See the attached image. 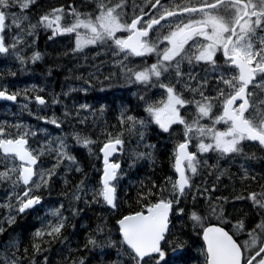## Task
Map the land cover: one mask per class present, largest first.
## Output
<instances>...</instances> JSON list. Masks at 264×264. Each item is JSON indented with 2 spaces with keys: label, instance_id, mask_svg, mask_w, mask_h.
<instances>
[{
  "label": "snow or ice",
  "instance_id": "obj_1",
  "mask_svg": "<svg viewBox=\"0 0 264 264\" xmlns=\"http://www.w3.org/2000/svg\"><path fill=\"white\" fill-rule=\"evenodd\" d=\"M33 2L34 0H0V53H7L9 48L15 51L21 37L18 34L12 38L11 44H6L5 29L15 25L24 32L21 24L29 18L23 14V10ZM160 3L161 0H155L151 7L156 8ZM14 8H18L20 12L13 11ZM161 8L163 11L158 10L159 19L153 16L141 22V14L134 15V18L128 21L122 19L123 0L115 4H106L104 0H98L94 14L82 16L73 9V22L67 26L61 24L62 8H54L50 13L41 15L36 24L27 25L29 30L35 29L38 25L52 29V35L75 33L76 49L111 41L125 54V57L129 54L143 57L154 53L157 59L151 65L143 67L142 70L128 68L126 71L130 73V80L134 77V82L148 85L155 81L153 86L163 90L164 98L158 101L145 100L147 118L139 119L127 115L124 110L119 123L123 126L128 122L130 132L136 129L137 125L143 129L146 121L154 122L164 133L174 131L173 126H182V139L174 146V168L178 178L172 183V198H166L162 194L165 191L163 187L159 193L146 189L138 194L142 201L141 207L116 221L119 226V240L106 238L101 244L94 236L88 238V245L116 248L118 259L112 264H122V257H126L130 264H151L153 260H156L157 264L159 261H164V264H177L179 257L176 260L164 259L166 253L162 242L171 244L166 236L170 231L169 213L173 210V204L179 203V195H183L186 188H191L190 176L186 175V169L192 174L197 172L199 163L197 152L189 150L193 139L196 140L195 147L198 152L207 153L211 150L219 152L222 156L241 153L243 141H256L264 146V112L255 108L257 101L253 93L248 90L249 85H253L254 88H264V35H257L258 30L264 34V0H197L195 5L184 4L172 10L161 5ZM177 12L188 15L186 18L177 16ZM165 17H173L180 22L175 26L169 23L166 34H157L154 39L150 38L149 31H155L153 25H159ZM7 20L11 23L6 24ZM80 29L84 31L81 32ZM123 32L129 35L117 36V33ZM27 34L32 35L33 32L29 31ZM165 41L167 44L160 48V44ZM217 53L223 57V66L217 63ZM40 57L41 53L37 51L33 52L31 59L35 61ZM184 61H187L189 66L193 61L203 62L216 73L217 83L213 89L216 93L215 97L206 96L204 93V88L208 84L206 76L200 78L195 87L184 84V87L190 88L192 93H198L199 100L184 98L174 84L170 81L164 82L169 79L167 74L170 73H174L177 82L183 79L181 65ZM222 67H226L227 71L234 74L226 75L221 71ZM188 75L189 79H196L190 73ZM258 75L260 79L256 81ZM19 94V92L9 93L6 89L0 88V98L8 101H16ZM141 99L143 100L144 97ZM34 100L39 105L46 106L43 96L36 95ZM56 102L53 99L52 103ZM260 104L264 105V101H260ZM186 105H195L196 115L191 120L181 115V109ZM80 107L87 108L88 105L84 104ZM203 118H208L210 123H200ZM51 123L59 127L56 119H52ZM221 123L224 125L222 130L216 127ZM27 135L28 133L24 132L18 133L14 138L10 137V134L9 138H3L5 129L0 126V151L5 154L6 159L19 161L18 166L0 171V180H11L14 186L23 184V191L16 196L19 213H24L40 203L41 197L33 191V187L38 189L41 184L46 185L48 178L54 174L55 168L62 159L75 161V157L66 150L67 145L60 140L55 150L57 163L47 171H37L38 159L43 149L30 150ZM139 136L143 138L142 130L139 131ZM76 141L85 147L91 143L87 137L79 135L76 136ZM123 144L121 134L115 137L109 134L107 142L100 149L104 154V169L101 186L93 191V198H102L103 202L112 208H116V186L113 182L117 180L120 164L110 162L109 156L114 151L122 150ZM136 155L150 157L151 153ZM76 170L80 171L79 168ZM34 176L38 177V180H33ZM243 198L237 197V199ZM74 199L79 200L80 196L74 194ZM247 199H250L254 206L258 205L264 209V191L249 192ZM176 211L183 213L184 209L177 208ZM212 213L218 215L219 219H224L223 209L217 214L216 209L213 208ZM53 215L59 216L58 212H54ZM189 218L193 221L194 229L199 226L202 233L206 245L205 264H264V220L249 229L248 238L241 243L239 236L236 233L230 234L225 227L215 223L206 225V218L196 211H192ZM65 219L59 217L57 223L49 222L46 227L37 229L34 236L37 238L48 236L55 239L65 226ZM9 223H12L11 218ZM236 228L237 232L243 230V221H237ZM0 231L3 229L0 228ZM32 247L34 251L41 250L40 243H33ZM180 247L182 245L177 243L173 250ZM0 264H23V262L13 253L11 256H5ZM79 264H83V261L81 260Z\"/></svg>",
  "mask_w": 264,
  "mask_h": 264
},
{
  "label": "trees",
  "instance_id": "obj_2",
  "mask_svg": "<svg viewBox=\"0 0 264 264\" xmlns=\"http://www.w3.org/2000/svg\"><path fill=\"white\" fill-rule=\"evenodd\" d=\"M104 2L115 4L120 0H104ZM97 3L98 0H34L27 9L23 10V14L29 18L21 24L24 32L15 25L5 29L7 44H11L12 38L18 34L21 39L15 51L9 48L7 54H0V88L6 89L9 93L20 94L17 96L16 104L7 105L6 109L0 108V126L5 129L3 138H9V134L14 138L18 133L27 132L26 139L30 149H43L39 157L40 170L47 171L57 163L55 150L60 140L67 145L66 150L75 157V161L62 159L55 168L54 174L48 178V183L36 189L37 192L43 190L41 206L30 211L25 217L16 216L12 219V223H9L6 217L9 212L4 213L3 207L6 203L11 204L14 195L11 194V189L18 187L14 186L11 180H0V228L4 231L0 234V240L5 237L9 239L7 243L0 242V250L3 252L0 261L5 256L15 253L23 264H79L81 260L83 264H112L117 256L116 248L88 245V238L94 236L101 244L106 238L119 240L116 221L141 207L142 201L138 195L140 192L151 189L154 193H159L163 187L165 191L162 194L165 197L169 193L173 194L172 183L176 180L175 144L161 135L158 125L154 122L146 121L143 129L137 125L131 132L128 130V122L123 126L119 123L124 110L127 115L139 119L147 118L145 100L158 101L164 98V92H159L156 88L149 89V84L134 82L135 92L132 97L130 88H122L121 85L130 84V73L122 69L113 58L109 59L106 56L105 59H97L92 54V50L98 48L102 54L114 50L111 51L112 56L119 59L117 57L119 49L111 41L88 46V50L72 54L68 61L67 51L76 49L75 33L52 35V29L43 26L38 25L33 30L27 28L29 23L36 24L41 15L50 13L54 8L63 9L61 24L67 26L73 22L74 7L84 4L87 12L81 13L83 16L94 14ZM12 10L20 12L18 8ZM137 13L132 0H123L122 19L130 21L134 15H138ZM10 23L11 21L8 20L7 24ZM29 31L33 34H27ZM34 36L37 38V50L33 44ZM37 51L41 53V57L33 61L32 54ZM21 57L23 59H20ZM120 60L123 65L128 66L126 59ZM137 64L140 66L139 62ZM151 64L150 61L145 62V66ZM138 65L135 70H142L143 67ZM97 68H99L96 72L98 75L94 72ZM93 81L97 83L93 84ZM104 84H111L109 93L94 89V86ZM118 84L120 89L116 87ZM74 86L76 88H72ZM36 95L43 96L48 102L47 105H39L34 100ZM105 96L111 97L102 101ZM141 97L144 99L142 100ZM83 98L93 107L116 109V116L113 115L112 120L108 121H101V116L90 117L88 109L81 108L82 103L77 101ZM53 99L57 102L52 103ZM256 108L264 112V106L258 104ZM52 119L57 120L59 127L51 123ZM141 130L144 132L143 138L139 136ZM109 134L112 137L121 134L124 141L117 157L121 163V170L117 183L115 209L108 208L102 198H93V191L101 186L100 148L107 142ZM77 135L87 137L91 143L87 147L77 143ZM137 153H151V156L138 157ZM2 160L0 154V171L13 167L8 159L7 162ZM247 167V180L242 185L226 187V184L219 185L214 180L212 184L210 183L208 164L207 161L203 162L192 176L196 182H204L207 186L197 191L191 187L186 196L189 199L183 200V206L181 202L176 203L175 212L178 213L177 208H183V213L186 214L196 211L206 218V225L208 223L221 225L231 233H236L240 238L239 242L242 243L248 238L247 231L264 220V209L258 205L254 206L253 202L247 199L249 192L264 191L263 188H258V167L250 160ZM77 168L80 171H77ZM213 186L216 189H212ZM21 192L18 191L17 194ZM74 194H78L80 199H74ZM237 197L244 198L237 199ZM213 208L216 209L217 214L223 209V220L219 219L218 215H213ZM54 212H58L59 216L53 215ZM59 217L66 218L65 226L59 236L55 239L48 236L43 238L34 236L37 229L46 227L49 222L57 223ZM237 221H243L246 231L243 229L237 232ZM199 233H201L199 226L194 229L192 220L189 223L187 220H182L178 233L175 234V240L184 244H188L190 240L193 245L200 238ZM33 243H40L41 250L34 251ZM188 247L182 252L192 253ZM121 259L122 264H130L126 257ZM194 261L195 257L192 256L188 262Z\"/></svg>",
  "mask_w": 264,
  "mask_h": 264
},
{
  "label": "flooded vegetation",
  "instance_id": "obj_3",
  "mask_svg": "<svg viewBox=\"0 0 264 264\" xmlns=\"http://www.w3.org/2000/svg\"><path fill=\"white\" fill-rule=\"evenodd\" d=\"M155 2V0H145L144 4L139 6V11L141 12L140 14L143 15V21H146L150 19L151 17L155 16L157 19H159V11H163L161 8V5H163L165 8L168 10H172L173 8H177L179 6H183L184 4H189V5H195L197 3V0H161L160 5H157L156 8H152L151 5ZM188 14L186 13H179L177 12V16L181 17H187ZM180 21L173 18L169 17L166 20H163L157 27H154L153 30H151L149 37L150 38H155L157 34L163 35L166 34L168 31L169 23H171L172 26H175L176 23H179ZM186 22V19H185ZM257 35H264L262 33L257 32ZM191 43V42H189ZM258 43V41H257ZM167 42H163L160 44V46H165ZM187 48V45H186ZM151 58L157 59L156 55L153 54H147L140 58L143 62H147ZM133 61H136L135 58H131ZM217 63L219 65L224 64L223 57L220 53H217ZM130 69L134 68V65L129 66ZM181 71L184 73L183 79L179 82H177L174 79V73L167 74L169 76L168 80H165L164 82H171L172 84L175 85L176 90L181 92L182 96L186 99L189 100H199L200 96L198 93H192L190 91V88L184 87V84L187 83L190 87H195L197 81L200 80L202 77H207L208 79V84L204 88V93L205 95L208 94V96L215 97L216 93L213 90L216 86V73L212 72L210 67L205 65L203 62L201 63H196L193 61L192 65L189 66L187 61H184L181 65ZM221 71H224L226 75H233L234 73L227 71L226 67H222ZM196 77L195 80L189 79V75ZM259 76V75H258ZM163 79V77H162ZM155 83V81H154ZM130 90L132 93L135 92V87H134V77L130 81ZM149 89L156 88L158 89L159 92H163L162 89H160L158 86H153L149 85ZM215 112L216 110L213 109ZM252 111V109L250 110ZM248 113H246L247 115ZM181 115L185 117L187 120L193 119V117L196 115L195 111V105H186L184 108L181 109ZM207 120V122L203 124H209L210 121L208 118H203L201 121ZM182 139V126H181V136L180 140ZM208 142V141H207ZM196 140L193 139L192 142L190 143L191 150L193 152H196L197 149L195 147ZM252 146L258 147L259 150H253ZM251 145H248V141H243L242 142V152L239 154H227V155H220L216 154V152L211 151L210 158L207 160L208 168H209V178L217 181V183L220 184H226V187H238L242 185L246 180H247V161H248V154L250 156H258V162L262 166L261 170L258 171V183L259 186L258 188H263L264 189V149L262 146L257 143L253 142ZM198 152V151H197ZM203 162H199L197 164V167L201 166ZM187 175L190 176L189 171L187 170ZM223 181V182H222Z\"/></svg>",
  "mask_w": 264,
  "mask_h": 264
},
{
  "label": "rangeland",
  "instance_id": "obj_4",
  "mask_svg": "<svg viewBox=\"0 0 264 264\" xmlns=\"http://www.w3.org/2000/svg\"><path fill=\"white\" fill-rule=\"evenodd\" d=\"M74 9H75V11H77V12H79V13H85V12H87L86 11V9H85V5L83 4L82 6H80V7H74ZM88 10V9H87ZM89 11V10H88ZM90 12V11H89ZM119 36H126L127 35V32H125L124 34H120V33H117ZM85 46H87V45H85ZM164 46H160V48H163ZM68 52V58H67V60L69 61L70 60V57H71V55H72V52L71 51H67ZM124 56H125V54H124ZM127 58H128V56H127ZM71 61H72V59H71Z\"/></svg>",
  "mask_w": 264,
  "mask_h": 264
},
{
  "label": "water",
  "instance_id": "obj_5",
  "mask_svg": "<svg viewBox=\"0 0 264 264\" xmlns=\"http://www.w3.org/2000/svg\"><path fill=\"white\" fill-rule=\"evenodd\" d=\"M141 19H142V16H141ZM162 21V20H161ZM160 21V22H161ZM154 26V25H153ZM149 33H150V31H149ZM0 101L2 102V101H8V100H6V99H3V98H0ZM8 102H14V101H8ZM102 153V155H103V157H104V154H103V152H101ZM118 153V151H114L110 156H109V161L111 162V159L112 158H114L115 157V155ZM103 162H104V158H103ZM226 230V229H225ZM227 231V230H226Z\"/></svg>",
  "mask_w": 264,
  "mask_h": 264
}]
</instances>
